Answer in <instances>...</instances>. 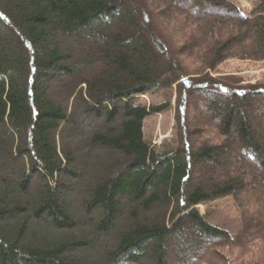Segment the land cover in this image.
I'll return each mask as SVG.
<instances>
[{
	"label": "trees",
	"instance_id": "16d2710c",
	"mask_svg": "<svg viewBox=\"0 0 264 264\" xmlns=\"http://www.w3.org/2000/svg\"><path fill=\"white\" fill-rule=\"evenodd\" d=\"M227 60L264 61V0H0V264H228L255 242L264 264V84L212 78ZM174 84L156 154L167 103L135 98ZM228 197L235 237L196 208Z\"/></svg>",
	"mask_w": 264,
	"mask_h": 264
},
{
	"label": "rangeland",
	"instance_id": "374dc122",
	"mask_svg": "<svg viewBox=\"0 0 264 264\" xmlns=\"http://www.w3.org/2000/svg\"><path fill=\"white\" fill-rule=\"evenodd\" d=\"M237 6L243 14H249L256 4V0H228ZM186 8L183 6L181 9ZM215 12H212L213 14ZM147 18V17H146ZM201 17H196V19ZM73 43V41H72ZM76 44V43H75ZM74 49L76 55L82 57V53L79 50H88V45L85 44L76 46ZM187 55V54H186ZM74 61H77L74 58ZM236 77L241 81L240 85H255L264 84V61L253 62V61H241V60H227L222 63L215 72L211 74L212 78L220 77ZM196 76H188V78L193 79ZM198 77V76H197ZM196 77V78H197ZM175 100H176V84H174L170 89L160 90L157 93H149L143 96L135 98V104L143 106L145 108H150L152 106H157L163 103H167L168 108L159 113L149 115L143 122V138L144 141L150 145V148L155 151L156 154H161L165 151L172 150L176 148V131L177 122L175 119ZM189 103L196 105L194 110L187 106L186 112L189 114V118L192 121L196 117L198 119H208L211 118V113L204 109L203 107L197 106L198 99L196 97L188 99ZM199 104V103H198ZM249 111L252 114L255 112L254 107H250ZM253 120H261L258 116H253ZM264 131V129H263ZM264 134V132H263ZM98 157V156H97ZM98 158L103 160L100 155ZM116 158V157H115ZM66 174H62L64 177ZM12 178H16L13 174ZM197 178V176H195ZM74 190V188H72ZM68 191L69 195H73L74 192ZM76 191V190H75ZM198 212L205 216L208 222L214 226L220 227L226 230L231 237L237 236L240 232V217L239 209L234 203L232 198H224L211 203L202 204L196 207ZM260 242H255L252 244L250 249L242 252L235 250L230 251V260L228 264H253L254 259L258 254L260 249ZM175 247H172L170 251V264H183L184 261L179 262L174 258ZM232 255V257H231ZM228 258V259H229ZM234 259V260H233Z\"/></svg>",
	"mask_w": 264,
	"mask_h": 264
}]
</instances>
